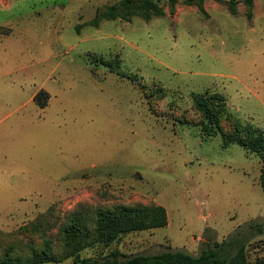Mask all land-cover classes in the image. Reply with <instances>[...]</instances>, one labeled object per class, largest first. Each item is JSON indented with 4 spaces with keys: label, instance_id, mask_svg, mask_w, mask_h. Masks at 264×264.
<instances>
[{
    "label": "rangeland",
    "instance_id": "rangeland-1",
    "mask_svg": "<svg viewBox=\"0 0 264 264\" xmlns=\"http://www.w3.org/2000/svg\"><path fill=\"white\" fill-rule=\"evenodd\" d=\"M121 0H0V232L24 254L80 212L162 205L166 227L127 234L83 257L184 251L264 224L262 160L201 130L194 94L218 93L264 129V0H154L149 21L100 17ZM43 108L35 100L39 92ZM264 254V234L248 248ZM74 264L72 259L60 263Z\"/></svg>",
    "mask_w": 264,
    "mask_h": 264
},
{
    "label": "trees",
    "instance_id": "trees-1",
    "mask_svg": "<svg viewBox=\"0 0 264 264\" xmlns=\"http://www.w3.org/2000/svg\"><path fill=\"white\" fill-rule=\"evenodd\" d=\"M178 0H169L171 12L174 14ZM188 5H196L200 12L207 16L205 0H184ZM248 9L247 18L252 20L254 0H245ZM233 15L238 13L237 3L228 2ZM164 9L154 0H121L108 7L100 17L130 20L140 15L149 21L153 16H163ZM41 91L35 100L45 107ZM194 105L202 116L201 130L204 135H216L224 118L233 119L232 130L222 132L224 145L237 143L262 160L260 185L264 191V129L251 124H243L228 110L226 98L218 93L194 94ZM36 223V222H35ZM29 224L17 233L5 235L0 232V264H46L60 263L72 259L74 264H264V254L254 262L249 259L248 248L252 241L264 234L263 223H250L245 229L240 227L227 239L207 243L193 256L184 251H168L160 255H125L113 250L103 258L83 257L82 252L89 248H109L121 242L123 237L133 232L153 230L166 227L169 223L167 210L162 205H121L113 209H96L94 212H80L67 224L61 227L58 239V250L51 240H44L41 246H30L28 252L20 254L13 244L5 243V239L16 235L28 236L39 233L42 223ZM1 231V230H0Z\"/></svg>",
    "mask_w": 264,
    "mask_h": 264
}]
</instances>
